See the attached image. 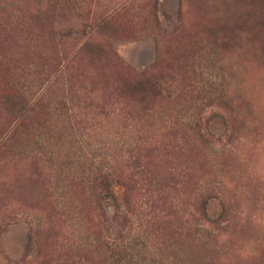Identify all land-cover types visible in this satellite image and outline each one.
Returning <instances> with one entry per match:
<instances>
[{
	"label": "rangeland",
	"instance_id": "rangeland-1",
	"mask_svg": "<svg viewBox=\"0 0 264 264\" xmlns=\"http://www.w3.org/2000/svg\"><path fill=\"white\" fill-rule=\"evenodd\" d=\"M113 242L264 264V0H0V264Z\"/></svg>",
	"mask_w": 264,
	"mask_h": 264
},
{
	"label": "trees",
	"instance_id": "trees-1",
	"mask_svg": "<svg viewBox=\"0 0 264 264\" xmlns=\"http://www.w3.org/2000/svg\"><path fill=\"white\" fill-rule=\"evenodd\" d=\"M102 190L101 195L103 199H107L108 201H111L113 206L115 207V217L120 216L121 213L119 212V193L115 192L111 186V180L110 176L107 174L102 179ZM206 204L207 202L204 201L202 203V212L205 215L206 214ZM225 210L223 209L221 212V215H224ZM136 244V243H135ZM112 255H111V264H131L132 260L134 259V254L130 250L135 249V245H124L122 243H112ZM159 262L157 260H151L148 264H158Z\"/></svg>",
	"mask_w": 264,
	"mask_h": 264
}]
</instances>
